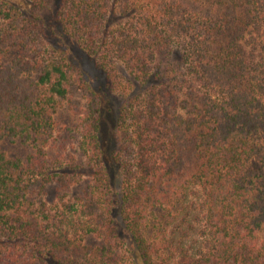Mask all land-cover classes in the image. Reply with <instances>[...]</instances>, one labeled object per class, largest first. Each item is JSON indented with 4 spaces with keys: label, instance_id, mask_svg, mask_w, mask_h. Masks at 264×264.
Segmentation results:
<instances>
[{
    "label": "trees",
    "instance_id": "trees-1",
    "mask_svg": "<svg viewBox=\"0 0 264 264\" xmlns=\"http://www.w3.org/2000/svg\"><path fill=\"white\" fill-rule=\"evenodd\" d=\"M22 1L0 0V264H264V0ZM53 4L124 98L110 159Z\"/></svg>",
    "mask_w": 264,
    "mask_h": 264
},
{
    "label": "rangeland",
    "instance_id": "rangeland-1",
    "mask_svg": "<svg viewBox=\"0 0 264 264\" xmlns=\"http://www.w3.org/2000/svg\"><path fill=\"white\" fill-rule=\"evenodd\" d=\"M4 1L7 2V5L18 8L26 16L33 12L30 2L1 0L2 3ZM40 16V24L47 49L62 56L72 68L81 74L90 88L102 97L103 111L100 140L105 157L110 159L111 154L118 149L117 122L124 104V98L113 90L107 74L98 68L95 60L89 57L65 33L64 28L57 20V4L41 11Z\"/></svg>",
    "mask_w": 264,
    "mask_h": 264
}]
</instances>
